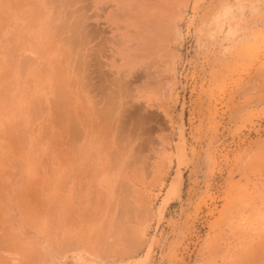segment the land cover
<instances>
[{
  "label": "rangeland",
  "instance_id": "rangeland-1",
  "mask_svg": "<svg viewBox=\"0 0 264 264\" xmlns=\"http://www.w3.org/2000/svg\"><path fill=\"white\" fill-rule=\"evenodd\" d=\"M170 16L167 59L130 110L106 82L88 100L79 62L75 88L39 79L32 23L11 45L0 1V264H37L34 223L79 264H264V0H178ZM53 158L79 180L56 181Z\"/></svg>",
  "mask_w": 264,
  "mask_h": 264
},
{
  "label": "bare ground",
  "instance_id": "bare-ground-1",
  "mask_svg": "<svg viewBox=\"0 0 264 264\" xmlns=\"http://www.w3.org/2000/svg\"><path fill=\"white\" fill-rule=\"evenodd\" d=\"M0 1L4 6V15L6 19L5 28L7 30L6 31L7 37L9 38L7 39L9 40L11 45L12 42L10 40V37L13 34L11 28L13 29V26L16 24L18 26L16 25L15 28H18L19 26L21 27L23 26L24 28V25L25 27H27L28 23H30V25L32 23L31 27L33 26L32 30L34 31V36L31 38L32 47H30L29 50L28 49L26 50L32 52L33 55L35 56L34 72L37 71V69L38 71L40 70L38 72L39 76L41 75L39 79L43 77V80L45 82L51 81L54 83L53 85H56L58 80V85H60L59 83L62 82L64 84L63 86V84L61 83L63 87L73 86V88H75V86L77 87L78 85V81L80 82V80H78L79 79L78 77L81 78V76L77 75V73L74 70L75 65L79 62L82 64L81 66L84 67V72H85L84 78L86 80L84 86L86 85L85 86L86 88L83 86V89L85 88V91L87 92L84 93L87 96L88 100H90L89 98L91 96L92 91L94 92L98 90L102 91L103 88L102 85L103 83L106 82V84H108L105 86L106 90L111 89L110 91L111 93L108 94L110 95L114 94V92L116 91L113 89V87L115 88V86L117 85L116 88L119 87L120 90L118 88L117 89L120 92L117 91L116 93H119L120 98H126L125 105L128 106L127 105L128 103L131 107L133 105L135 106L134 108H136V106L140 105V103L137 104L135 102L136 105L134 104L131 105L129 103L130 99L136 98L139 93V87L134 83L137 82L139 78L142 76L149 78L153 74V68L156 67L157 65H161L159 64V62L168 56L167 46L170 40H172L171 37L174 36L175 34L177 35L176 30L174 29L175 28L174 25L172 24V22H170L171 20L170 12H172L173 15V10L177 7L178 0H0ZM21 27H20L21 30H18L20 32L24 31V29ZM14 34L16 35V33ZM61 36H63L62 39L60 38ZM21 38L22 41L23 39L24 41L26 40L25 44L27 43L29 45L28 40L24 37L23 33L21 35ZM17 39L19 40V36H17ZM77 41L79 42V44L77 43ZM61 43L62 45L67 47L65 48L67 50L69 49L70 44L76 43L75 44L76 46L74 45L76 47L75 49L79 47L78 48L79 50L76 53L77 55L76 57L75 55L72 56V53L66 55L67 50L64 49L65 52L64 51L63 52L67 56L66 64H65V59H61L62 62H58V64L57 62H55L54 59L56 53H61V54L63 53L62 52L63 49L61 50L62 48ZM41 48H46L48 50V51L45 50L46 54H39L41 52L40 51ZM9 50H11V48ZM106 52L109 53L108 55L112 60L111 63H108L106 61L103 62V57L107 56L105 54ZM9 53L12 54V50ZM73 57L74 60H72ZM43 60L45 61L44 64L42 63ZM57 60H59V58ZM117 60H119L118 63L120 62L118 65L116 64ZM60 63H63L64 65H62V67L58 66L60 65ZM103 63H105L106 65L105 67L108 68L109 70H104L105 67L103 66L104 65ZM21 64L23 65V62H21ZM11 66L12 65H10V67ZM23 66L25 67V65ZM81 68L82 67H79V70ZM59 71H61L63 74L59 73ZM81 71L82 70H80V73ZM106 71L108 72L106 73ZM9 72L10 73L8 74V77H11V71ZM84 72L82 71V73ZM60 74L63 76L62 78L65 81L63 79H62L63 81L61 80ZM56 76L58 79L56 78ZM52 79H54V81ZM93 80L95 81L94 83ZM65 83L68 84L66 85ZM10 85H12L11 82ZM89 86H91L90 89ZM48 91L46 94L51 95V93ZM52 93H54L53 90ZM95 93H96L95 95L99 94V92H95ZM80 95L82 98L84 97L83 94ZM77 96L79 95L77 94ZM127 98L129 99V101L127 100ZM122 102L125 103L124 100ZM34 104L36 105V103ZM121 106L124 109L126 108L123 107V104ZM130 106L127 108L128 109L131 108ZM69 108L72 107L70 106ZM134 108L132 107V109L130 110H133ZM144 108L142 107V110ZM108 109H112V108L109 107ZM114 109L115 108H113V110ZM140 109L136 110L135 113L136 118L139 117L138 113L143 112ZM123 111L127 112L129 110L125 109ZM134 111H129V112L133 113ZM105 112H102V114ZM126 112H123L125 113V115L122 113L121 119L123 118V115L125 118L128 117L127 113L129 112L127 113ZM121 113H119V115ZM144 115H146V112L144 113ZM78 130L79 129H77V131ZM116 131L115 134L117 133ZM146 134L149 133L147 132ZM70 140L72 139H69L68 141L70 142ZM119 145H123V143H119ZM145 149L147 150V148ZM116 157L118 158V156ZM139 157H142V155L141 156L139 155ZM119 158H123V157H119Z\"/></svg>",
  "mask_w": 264,
  "mask_h": 264
},
{
  "label": "crops",
  "instance_id": "crops-1",
  "mask_svg": "<svg viewBox=\"0 0 264 264\" xmlns=\"http://www.w3.org/2000/svg\"><path fill=\"white\" fill-rule=\"evenodd\" d=\"M53 160H54L53 176L55 177L56 181L64 180V179H68L72 181L79 180V177H80L79 170H74L69 177L64 178L63 174L60 171L59 159L53 158ZM18 163L21 165V168H23L22 167L23 161L21 160V162H18ZM23 176H24L23 172L20 173L21 178L19 177V179H24ZM55 207L57 208L55 211L59 213L60 208L62 207L60 199L56 200ZM11 208L13 209L12 211L16 213L17 224H19L18 215L19 213L21 214L22 212L21 206L15 205V206H11ZM39 211L40 212L46 211L44 205H42V207L39 208ZM37 224L38 225L36 226V223H34L33 231H32V245L38 251V257L36 258L37 264H79L73 261L72 258H65V255H67V251H64L63 244H60L57 241L52 243L50 238L45 235L46 233L41 231L40 224L39 223ZM54 228H56L57 230L62 228V225H60L59 221L56 222ZM94 262L98 264L97 261H94Z\"/></svg>",
  "mask_w": 264,
  "mask_h": 264
}]
</instances>
